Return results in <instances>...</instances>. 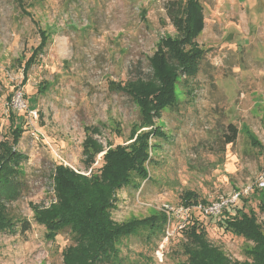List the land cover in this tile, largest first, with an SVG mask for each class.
<instances>
[{
    "label": "rangeland",
    "instance_id": "374dc122",
    "mask_svg": "<svg viewBox=\"0 0 264 264\" xmlns=\"http://www.w3.org/2000/svg\"><path fill=\"white\" fill-rule=\"evenodd\" d=\"M170 1L30 0L29 17L15 0H0V162L7 154L2 145L10 141L25 185L17 200L5 204L15 227L0 232V264H64L63 251L74 244L70 229L49 240L41 219L59 201L58 166L91 179L101 173L106 153L119 145L130 151L150 132L149 180L140 191H119L114 223L166 215L164 203L183 206L182 196L193 191L209 204L241 192L245 210L253 209L264 225L254 192L264 188V155L251 140L264 148V0H201L205 28L198 43L207 53L199 73L178 87L179 104L149 125L135 92L158 85L150 59L161 40L176 35ZM40 29L51 40L23 84ZM139 78L146 83L136 84ZM10 111L17 126L24 121L16 143ZM230 124L240 130L231 144L225 142ZM157 126L164 136L153 134ZM88 139L101 150L83 153ZM202 219L213 245L231 261L246 260L250 243ZM179 232L163 250L162 236L148 229L123 239L121 264L184 263Z\"/></svg>",
    "mask_w": 264,
    "mask_h": 264
},
{
    "label": "trees",
    "instance_id": "16d2710c",
    "mask_svg": "<svg viewBox=\"0 0 264 264\" xmlns=\"http://www.w3.org/2000/svg\"><path fill=\"white\" fill-rule=\"evenodd\" d=\"M30 0H15L18 10L24 16H32L29 11ZM42 0H32L39 3ZM32 3V5H33ZM168 16L176 29L175 36L161 40L154 56L150 59L154 79L158 85H149V92H135L136 101L144 111L145 123L154 125L155 118L167 108L179 104L178 87L187 84L195 78L207 51L198 43L205 28V9L201 0H172L168 4ZM51 34L40 29V43L32 50V55L26 62L23 73L26 83L31 69L44 54ZM147 82L152 81L149 80ZM145 80V79H143ZM141 78L138 83H146ZM42 89V87L40 88ZM183 92V91H182ZM185 94V92H183ZM12 104V95L7 98ZM10 136L16 143L24 134V121L17 126L15 114L10 111ZM26 122V121H25ZM226 143H234L240 133L238 127L230 124ZM150 134L140 139L136 147L130 146V151L122 145L110 150L103 157L104 166L101 173L91 179L77 175L62 165L58 166L55 177V188L58 203L49 211L41 213V219L48 227L49 240H56L65 229H70L74 244L63 251L64 264H121V242L138 234L140 230H150L151 234L165 237L168 217L162 212L146 218H136L116 224L112 220V212L117 204V195L124 188L131 187L141 190L143 183L149 180L148 164L153 162L149 153ZM164 136L161 127H155V133ZM253 147L262 156L264 148L255 138H251ZM10 141L2 145V153H7L0 162V232L15 227L13 219L5 204L17 200L24 188L21 167H15L16 158L12 153ZM98 152L101 147L94 140H87L83 153ZM18 166L20 160H18ZM15 167V168H14ZM264 188L254 192L259 197V209L264 214ZM243 206L230 205L218 216L209 217L224 232L243 238L248 244L243 262L231 261L229 256L208 239V233L203 226L202 213L194 210L192 219L186 229L180 232L183 239L182 249L187 259L182 264H264V225L259 222L253 209L245 210L248 203L243 196L240 198ZM184 206L208 205L206 200H200L193 191H186L182 196ZM196 212V213H195ZM23 229L28 230L27 221H22ZM152 236V235H151ZM153 237V236H152Z\"/></svg>",
    "mask_w": 264,
    "mask_h": 264
},
{
    "label": "built area",
    "instance_id": "2783aa9c",
    "mask_svg": "<svg viewBox=\"0 0 264 264\" xmlns=\"http://www.w3.org/2000/svg\"><path fill=\"white\" fill-rule=\"evenodd\" d=\"M29 115L37 117L36 112H31ZM263 180V178H261ZM261 186L264 187V181H261ZM241 192L234 193L231 197H222L216 203H210L208 205H195V206H174L171 204H166L162 206V210L165 212L168 217L167 227L165 231V237L162 242L161 249L163 250L165 244H167L176 234V231H184L186 227L189 225L192 219V213L194 210L202 213L205 217H213L220 215L224 209L229 207L230 205L236 204L241 198ZM177 224V228L173 229V225ZM179 232V233H180Z\"/></svg>",
    "mask_w": 264,
    "mask_h": 264
}]
</instances>
